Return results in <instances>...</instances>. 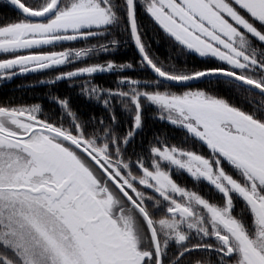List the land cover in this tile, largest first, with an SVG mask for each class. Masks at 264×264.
I'll use <instances>...</instances> for the list:
<instances>
[{
  "label": "snow or ice",
  "instance_id": "snow-or-ice-1",
  "mask_svg": "<svg viewBox=\"0 0 264 264\" xmlns=\"http://www.w3.org/2000/svg\"><path fill=\"white\" fill-rule=\"evenodd\" d=\"M0 2V264H264V0Z\"/></svg>",
  "mask_w": 264,
  "mask_h": 264
},
{
  "label": "trees",
  "instance_id": "trees-1",
  "mask_svg": "<svg viewBox=\"0 0 264 264\" xmlns=\"http://www.w3.org/2000/svg\"><path fill=\"white\" fill-rule=\"evenodd\" d=\"M4 15L13 17L15 15L10 9L6 8L2 2H0V18ZM151 30H149V36H151ZM76 47H83V45H75ZM153 51L159 55L162 59L168 55V48L163 40L158 38L152 39ZM112 59L117 62L135 61L137 59V53L133 48H120L117 52L113 53L111 56L105 57L100 56V60ZM52 73L48 72L46 74H32L29 76H21L14 79L11 82L0 83V100L7 98H12L17 102H24L26 104L39 103L42 105L43 109L47 112L53 109V105L48 97L49 92L58 93L60 96L70 97L71 104L74 110H79L85 115L89 111L100 112L99 106L90 104L86 97L79 95V87H69L65 82H59L54 86L47 84H39L40 80H47L52 77ZM113 79L110 75H98L96 77L97 83L111 82ZM34 85V86H33ZM240 103H244L243 99L240 98ZM149 126L153 130L161 128V125L155 124L153 126L152 121L149 120ZM178 182L189 188L193 187V182L187 177H177ZM201 192L205 191V187L202 184L199 189Z\"/></svg>",
  "mask_w": 264,
  "mask_h": 264
},
{
  "label": "flooded vegetation",
  "instance_id": "flooded-vegetation-1",
  "mask_svg": "<svg viewBox=\"0 0 264 264\" xmlns=\"http://www.w3.org/2000/svg\"><path fill=\"white\" fill-rule=\"evenodd\" d=\"M32 75V74H31ZM25 76H29V75H25ZM19 77H21V76H19ZM18 78V77H17Z\"/></svg>",
  "mask_w": 264,
  "mask_h": 264
},
{
  "label": "water",
  "instance_id": "water-1",
  "mask_svg": "<svg viewBox=\"0 0 264 264\" xmlns=\"http://www.w3.org/2000/svg\"><path fill=\"white\" fill-rule=\"evenodd\" d=\"M27 75H31V74H27ZM25 76V75H24ZM19 77V76H18Z\"/></svg>",
  "mask_w": 264,
  "mask_h": 264
},
{
  "label": "rangeland",
  "instance_id": "rangeland-1",
  "mask_svg": "<svg viewBox=\"0 0 264 264\" xmlns=\"http://www.w3.org/2000/svg\"><path fill=\"white\" fill-rule=\"evenodd\" d=\"M184 177H187V176H184ZM180 178V177H179ZM188 178V177H187Z\"/></svg>",
  "mask_w": 264,
  "mask_h": 264
}]
</instances>
